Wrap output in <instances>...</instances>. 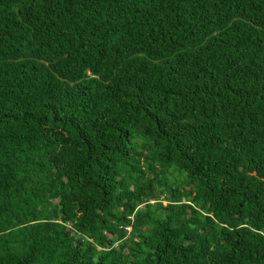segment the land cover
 Returning a JSON list of instances; mask_svg holds the SVG:
<instances>
[{
    "label": "trees",
    "instance_id": "obj_1",
    "mask_svg": "<svg viewBox=\"0 0 264 264\" xmlns=\"http://www.w3.org/2000/svg\"><path fill=\"white\" fill-rule=\"evenodd\" d=\"M0 264H264V0H0Z\"/></svg>",
    "mask_w": 264,
    "mask_h": 264
}]
</instances>
